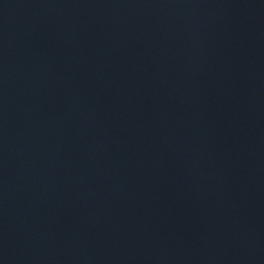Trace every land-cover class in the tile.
Returning a JSON list of instances; mask_svg holds the SVG:
<instances>
[{
  "label": "water",
  "instance_id": "water-1",
  "mask_svg": "<svg viewBox=\"0 0 264 264\" xmlns=\"http://www.w3.org/2000/svg\"><path fill=\"white\" fill-rule=\"evenodd\" d=\"M66 264H264V0H42Z\"/></svg>",
  "mask_w": 264,
  "mask_h": 264
}]
</instances>
